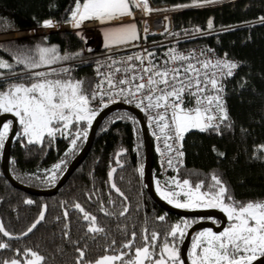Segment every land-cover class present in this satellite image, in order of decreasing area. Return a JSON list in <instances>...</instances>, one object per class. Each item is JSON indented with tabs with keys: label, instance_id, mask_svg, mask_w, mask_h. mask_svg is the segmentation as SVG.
Wrapping results in <instances>:
<instances>
[{
	"label": "trees",
	"instance_id": "1",
	"mask_svg": "<svg viewBox=\"0 0 264 264\" xmlns=\"http://www.w3.org/2000/svg\"><path fill=\"white\" fill-rule=\"evenodd\" d=\"M152 1L158 5L175 6L203 2ZM75 3L76 0H0V34H3L0 35V58L13 64L12 71L22 73L24 66L16 65L14 61L18 52L33 50L34 53L37 45L57 46L62 55L79 52L82 55L54 64L51 68H71V75L85 80L87 87V82H93V58L104 51L85 52L84 41L68 31L25 37L26 31L42 28V22L48 19L65 25ZM260 17H264V0H236L210 8L189 9L174 18L177 28L199 26L209 33L204 38L206 41L242 62L238 73L226 80L228 91L225 100L230 118L226 124L230 122L231 127L222 126L220 134L211 130L188 132L184 141L186 162L179 176L181 180L189 178L193 182L204 180L207 185L211 182V175L216 174L227 185L234 199L241 202L264 201V151L259 148L264 145V24L259 23ZM209 19L214 24L210 30L207 29ZM0 71L7 73L0 80V87L20 82L19 77L12 76L9 70ZM34 71H50V68L42 67ZM120 112L123 116L111 120L109 115L104 120L86 159L53 196H34L15 188L3 175L0 149V221L5 229L14 236L22 235L38 219L44 206L47 208L45 219L30 236L10 240L0 234V241L10 245L9 249H0V260L14 257L16 249L32 248L46 257L45 264H76V249L80 247L85 249V261H95L106 254L105 249L113 239L119 246L127 238L125 229L127 233L136 230L139 239L140 229L147 227L149 231L159 232L163 238L172 225L186 220L166 212L147 191L144 182L146 155L139 121L128 111ZM125 114L128 116L125 117ZM25 138H18L12 146L11 173L21 183L40 189L56 185L86 142V137L82 135L73 149L71 135L68 138L58 135L50 144L46 139L43 146L27 144ZM123 150L126 153L120 158L121 167L113 174L116 186L124 193L122 197L112 189L109 172L116 165L117 153ZM56 164H61V169L57 172V179L52 181L43 171L54 168ZM27 200L33 203L28 204ZM101 202L112 215H104L100 210ZM75 203L95 215L97 224L104 227L105 233H87L88 221L73 207ZM125 206L127 214L121 216L119 213ZM65 210L68 212L67 219L64 217ZM161 215L165 216V221L157 219ZM188 223L190 227L192 222ZM65 231L69 233L67 237ZM182 243H179V249Z\"/></svg>",
	"mask_w": 264,
	"mask_h": 264
},
{
	"label": "snow or ice",
	"instance_id": "2",
	"mask_svg": "<svg viewBox=\"0 0 264 264\" xmlns=\"http://www.w3.org/2000/svg\"><path fill=\"white\" fill-rule=\"evenodd\" d=\"M214 2L216 0H203V3L177 7H203L204 4ZM141 4L144 11H153L148 0H84L83 3L76 0L75 8L66 23L80 28L85 21L95 20L108 24L126 16L134 18L132 9H139ZM259 23L264 24V17L259 18ZM55 26L51 19L41 24L43 28ZM213 27V20L209 19L207 29ZM194 31L202 30L196 28ZM103 34V47L106 49H119L120 46L141 38L134 23L104 29ZM80 55L82 53L79 52L62 55L57 46L37 45L34 53L29 50L15 54V64L24 66L25 71L22 73L12 71L13 64L0 58V69L9 70L12 76L20 79V82L0 87V113H12L18 118L27 144L43 146L46 139L50 144L58 135L64 138L71 135L70 143L73 149L76 148L77 140L81 135L87 137V128L91 127L93 119L98 115L93 102L103 101L105 97L113 103L116 102V97H121L148 115L164 135L165 148L174 154L167 161L169 166L173 165V159L184 156L180 149L186 133L192 130H211L220 134L222 125L231 127L230 122L225 124L230 118L222 98V80L234 75L233 70L239 67L234 61L225 58L213 62L208 58L200 59L205 56L203 51L197 55L195 51L183 54L172 49L170 54H166L170 55V59L158 64L154 60V53L145 49L144 53L135 56L128 55L120 60L109 57L110 62H98L95 70L97 80L87 82V87L85 80L71 75V68H51L54 64ZM42 67H49L50 71H34ZM101 68L105 70L101 71ZM6 76L7 73L0 71V80ZM24 80L28 82L25 83ZM107 106L105 103L104 107ZM81 125L84 127L81 128ZM10 129L11 122L4 123L0 128V149L4 147L5 137ZM169 140L173 144H169ZM174 144H179V147H174ZM259 148L264 151V145ZM177 163L182 161L177 159ZM54 169H61V164L54 165ZM176 171L178 173L179 168ZM109 175L111 177V173ZM54 177L55 172L52 178ZM210 181L206 185L204 180L193 182L189 178H172L170 183L173 188L160 190L163 199L176 208H219L231 221L229 226L219 232L207 229L198 233L191 244L190 264H254L258 259L264 258V201H237L216 174L211 175ZM111 187L120 196H124L115 182L111 183ZM109 202L114 203L111 200ZM26 203L32 204L33 201L27 200ZM73 207L88 221L87 233H105L104 227L97 224L95 215L85 211L79 203H75ZM46 210L44 206L38 219L22 233L23 236L31 233L45 219ZM100 210L106 216L112 215L105 210L102 202ZM127 211L125 206L119 214L124 216ZM67 216L68 212L65 210V219ZM157 219L165 221L166 218L161 215ZM187 228L188 222L181 221L172 225L162 238L159 232L142 227L139 239L136 230L127 233L125 229L127 238L119 246L113 239L105 249L106 254L95 261H85V249L77 247L76 264H185L180 257L179 243L185 238ZM0 234L8 239H19L5 229L2 221ZM64 235L67 237L68 231ZM9 248L8 243L0 241V249ZM14 251V257L0 260V264H45L46 257L32 248Z\"/></svg>",
	"mask_w": 264,
	"mask_h": 264
},
{
	"label": "built area",
	"instance_id": "3",
	"mask_svg": "<svg viewBox=\"0 0 264 264\" xmlns=\"http://www.w3.org/2000/svg\"><path fill=\"white\" fill-rule=\"evenodd\" d=\"M225 0H216V3L224 4ZM203 3V2H200ZM211 4V3H210ZM219 4V5H221ZM148 5L153 10L151 13L144 11V6L141 4V11L136 13L134 19H132L134 23H138V32L140 34V39L137 41H133L131 44L125 45L120 49L114 50V54L105 55L101 53H105L106 50H102L99 55L93 58L94 62L91 65L93 82L97 80L96 67L98 62L100 64H104L106 62H110L109 57L112 59L120 60L128 55H137L144 53V50L147 49L154 53V60L156 63H162L164 60L170 59V50L175 49L178 53L188 54L193 51L197 55L201 51L205 53V56H201L200 59H212L213 62L216 59H228L236 62L239 67L234 69V77L239 69L242 67V62L229 55L228 52H221L217 47L206 41L204 38L208 36V32L202 30L197 25H188L183 26L181 28H177L175 25V15L181 13L185 10L189 9H204L210 8L211 6L208 4H204L203 7H195V6H187V7H177L182 5H170V4H154L152 0H148ZM193 5V4H188ZM210 6V7H209ZM167 18V19H165ZM167 28V31H166ZM199 28L201 32H195L194 29ZM147 29V32H145ZM225 54L227 56L225 57ZM199 66V65H198ZM104 68H101V71H104ZM228 77V78H232ZM224 78L222 83L224 84V92H223V101L225 102V106L227 108L229 114V108L226 105L225 95L228 91L227 79ZM108 106L115 103H123L125 105H129L138 109L145 120L146 127L148 129L153 148L155 153V167H154V181L156 184L164 187L165 189H172L170 181L172 178L181 179L179 176V172L181 168L185 165L186 162V154H185V145L184 141L186 139L187 133L184 136L182 141L183 147L180 149L184 156L180 158L173 159V165L169 166L167 161L170 157H173L174 154L169 152L168 149L165 148L164 145V135L159 132L158 127L150 121L148 115L142 111L140 108H137L135 104L127 103L123 98L116 97V102H111L108 97H105L103 101L97 100L93 102V107L98 110L104 107V104ZM105 108V107H104ZM227 122V121H226ZM225 122V124H226ZM224 126V125H222ZM221 126V127H222ZM169 144H173V141L169 140ZM174 147H179V144H174ZM177 159L182 161V163H177ZM179 168V172L177 173L176 169Z\"/></svg>",
	"mask_w": 264,
	"mask_h": 264
},
{
	"label": "water",
	"instance_id": "4",
	"mask_svg": "<svg viewBox=\"0 0 264 264\" xmlns=\"http://www.w3.org/2000/svg\"><path fill=\"white\" fill-rule=\"evenodd\" d=\"M227 0L224 1L226 3ZM13 33V32H12ZM118 110H125L130 113H132L137 120L139 121L141 130H142V137H143V142H144V147H145V155H146V160H145V167H144V182L146 185V189L151 195V197L160 205L161 208H163L166 212L179 216V217H186V218H216L220 219L222 224L220 226H217L212 221H200L199 223L195 224L192 226L189 231L187 232L186 238L182 244L181 247V252L180 256L182 260H184L185 264H190L189 257H188V252L189 248L191 245V241L194 237V234L196 231L206 229V228H211L215 232H219L223 230V228L226 227L228 223L227 215L221 211L220 209L217 208H209V209H183V208H176L174 205L167 203L166 200L163 199V197L159 194V192L156 189V184L154 181V165H155V153H154V148L153 144L148 132V129L146 127V123L144 120V117L142 113L136 109L135 107L125 105L123 103H115L111 104L104 109H102L97 117L95 118L90 130H89V135L87 138V141L82 148V150L77 154V156L71 161L69 166L67 167L66 171L64 174L61 176L59 181L56 183V185L52 188L49 189H40L36 187H32L29 185H26L24 183H21L18 181L13 174L11 173L10 169V158H11V150L13 146V142L17 136L18 130H19V121L18 118L15 117L12 113H2L0 114V128H2V125L6 123L7 121H12V129L10 134L8 135L4 148H3V153H2V158H1V166H2V172L5 178L17 189L22 190L30 195L34 196H53L56 195L59 191V189L68 181L70 176L75 172V170L82 164V162L86 159L88 156L89 152L91 151V148L95 142L98 130L104 120L113 112L118 111ZM126 153L125 150L120 151L116 155V165L112 169H118L121 167V156ZM112 169L110 170L109 174L111 173V177L109 175V181L110 185L112 182H114L113 179V174ZM113 189V188H112ZM42 223V221H41ZM40 223V224H41ZM38 224L37 227L40 225ZM36 227V228H37ZM36 228L29 233L27 236L19 235V239H10V240H21L24 239L28 236H30ZM7 238V237H6ZM264 259V258H262ZM262 259H258L257 261L254 262V264H262Z\"/></svg>",
	"mask_w": 264,
	"mask_h": 264
},
{
	"label": "rangeland",
	"instance_id": "5",
	"mask_svg": "<svg viewBox=\"0 0 264 264\" xmlns=\"http://www.w3.org/2000/svg\"><path fill=\"white\" fill-rule=\"evenodd\" d=\"M228 1H234V0H227L226 2H228ZM84 2V0L81 2V3H83ZM219 4H221V3H216V2H214V3H211V4H208V5H210L211 7H213V6H217V5H219ZM209 6V7H210ZM142 10V8L140 7L139 9H136V8H133L132 9V11H133V13H134V17H135V15H136V13H138V11H141ZM123 19H125L124 21H122V22H118V23H115V24H112V22H111V24L110 23H108V24H103V25H101V26H99V27H97V25H99V24H101L99 21H95V20H92V21H85V22H83V25L82 26H84L85 28L84 29H88V30H81V31H79V32H77V31H70V30H64V29H62V25L60 26L59 24H57L55 21H54V23L56 24V25H59V27L58 28H56L55 30H52V31H49L50 30V28H40V29H37V30H35V31H33V32H30V31H26L25 32V37L26 36H33V35H43V34H49V33H52V32H58V31H68V32H71V33H73V34H75L76 36H78L80 39H81V36L83 37V39H81V40H83L84 41V44H85V52H90L89 51V49H91V51H94V50H106V52L105 53H101V54H105V55H109V54H111V55H113L115 52H114V50H117L118 48H116V47H112V48H104L103 47V45H104V34H103V31H104V29H108V28H111V27H116V26H119L120 24H124V25H127V24H133L134 22H132V21H128V20H132V19H134L132 16H126V17H124ZM113 22H115V21H113ZM90 24H92V25H94V26H92V28L91 27H89V25ZM134 24H136V26H137V31H138V23L136 22V23H134ZM69 26L71 27V28H74V27H72V25L71 24H69ZM49 29V30H48ZM80 29V28H79ZM25 31V30H24ZM16 32H18V31H16ZM12 33V32H11ZM0 35H3V34H0ZM123 46H125V45H123ZM123 46H120L119 47V49L120 48H122ZM102 109H104V107L103 108H101V109H98L97 111H98V113L102 110ZM123 113L122 112H120V110L118 111V112H115V113H112V114H110V119L111 120H114L117 116H123L122 115ZM128 115L127 114H125V117H127ZM97 117V116H96ZM95 117V118H96ZM129 117H130V119H133V116H130V114H129ZM95 118L93 119V121H92V124H93V122H94V120H95ZM137 119V118H136ZM92 124H91V126H92ZM19 127H20V130H19V134H22V126L19 124ZM91 128V127H90ZM90 128H88V130H90ZM87 130V131H88ZM23 136V135H22ZM82 136V135H81ZM27 139V138H26ZM60 170V169H59ZM59 170H57V169H54V168H52V169H50V170H48V171H43L46 175H47V177L49 178V179H51L52 181H55L56 179H57V177H58V175H57V172L59 171ZM53 172H55V177L54 178H52V176H53ZM156 189H157V191L160 193V190H163V189H165L164 187H161L160 185H156ZM189 209H196V208H189ZM188 222H190V221H188ZM191 223V222H190ZM189 224V223H188ZM189 228V227H188ZM188 228H187V230H188ZM187 230H186V232H187ZM202 231H205V229H203V230H201L200 232H202ZM199 232V233H200ZM198 234H196V235H194V237L196 238V236H197ZM193 237V238H194ZM194 238V239H195ZM193 239V240H194Z\"/></svg>",
	"mask_w": 264,
	"mask_h": 264
},
{
	"label": "flooded vegetation",
	"instance_id": "6",
	"mask_svg": "<svg viewBox=\"0 0 264 264\" xmlns=\"http://www.w3.org/2000/svg\"><path fill=\"white\" fill-rule=\"evenodd\" d=\"M7 122H11V129H12V121H7ZM6 122V123H7ZM11 129H10V132H11ZM19 130H20V128H19ZM19 130H18V133H17V136H16V138H15V140H14V142H13V144L18 140V138H22V136H20V134H19ZM10 132H9V134H10ZM8 134V135H9ZM88 135H89V133H88ZM88 135H87V137H86V141H87V138H88ZM7 137L8 136H6L5 137V141H4V145H5V142H6V139H7ZM26 139V138H25ZM86 143V142H85ZM4 148V147H3ZM3 148H2V153H3ZM82 150V149H81ZM61 178V177H60ZM59 178V179H60ZM58 179V180H59ZM56 182H58V181H56ZM27 185V184H26ZM157 185V184H156ZM30 186V185H29ZM33 187V186H32ZM28 194V193H27ZM160 194V193H159ZM196 209H209V208H207V207H199V208H196ZM217 209H219V208H217ZM226 214V213H225ZM182 218H184V219H186V220H181V221H187V220H189L190 222H192L190 225V227L188 228V230H187V232L189 231V229L192 227V226H194L195 224H197V223H199L200 221H212V222H214L215 224H217V226H220L221 224H222V222H221V220L220 219H216V218H186V217H182ZM192 219V220H191ZM231 223V221H229L228 220V223H227V225H226V227L227 226H229V224ZM207 229H211V228H206L205 230H207ZM203 230V229H202ZM213 230V229H212ZM201 230H199V231H196V233L194 234V235H196V234H198L199 232H200ZM214 231V230H213ZM187 232H186V235H187ZM185 238H186V236H185ZM185 238H184V240H185ZM195 238V237H194ZM193 238V239H194ZM193 239H192V241H193ZM184 240H183V242H184ZM192 241H191V244H192ZM183 244V243H182ZM181 247H182V245H181ZM181 247H180V249H179V251L181 252ZM190 249H191V245H190V248H189V252H190ZM189 252H188V257H189ZM181 257V256H180ZM182 259V258H181ZM189 261H190V258H189Z\"/></svg>",
	"mask_w": 264,
	"mask_h": 264
},
{
	"label": "crops",
	"instance_id": "7",
	"mask_svg": "<svg viewBox=\"0 0 264 264\" xmlns=\"http://www.w3.org/2000/svg\"><path fill=\"white\" fill-rule=\"evenodd\" d=\"M54 22V21H53ZM82 25H83V23H82ZM81 25V29H78V28H71L70 26H69V23H66L65 25H63L62 27H63V29H65V30H74V31H77V32H79V31H81V30H88V29H84L85 27L84 26H82ZM89 25V24H88ZM90 26H93L92 24H90L89 25V27ZM59 27V25H56L55 27H53V28H50V30L49 31H52V30H55L56 28H58ZM92 28V27H91ZM154 167H155V165H154ZM156 184V183H155ZM158 185V184H157ZM162 187V186H161Z\"/></svg>",
	"mask_w": 264,
	"mask_h": 264
},
{
	"label": "clouds",
	"instance_id": "8",
	"mask_svg": "<svg viewBox=\"0 0 264 264\" xmlns=\"http://www.w3.org/2000/svg\"><path fill=\"white\" fill-rule=\"evenodd\" d=\"M234 1H236V0H234ZM228 2H231V1H228ZM227 3V2H226ZM61 26V25H60Z\"/></svg>",
	"mask_w": 264,
	"mask_h": 264
}]
</instances>
